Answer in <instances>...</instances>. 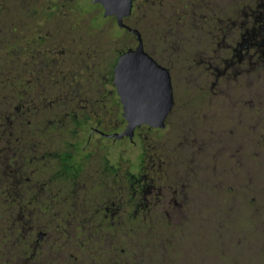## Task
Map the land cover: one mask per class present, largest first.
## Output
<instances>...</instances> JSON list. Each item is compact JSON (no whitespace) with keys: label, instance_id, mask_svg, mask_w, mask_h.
<instances>
[{"label":"flooded vegetation","instance_id":"obj_1","mask_svg":"<svg viewBox=\"0 0 264 264\" xmlns=\"http://www.w3.org/2000/svg\"><path fill=\"white\" fill-rule=\"evenodd\" d=\"M130 93L161 121L123 134ZM263 249L264 0H0V264Z\"/></svg>","mask_w":264,"mask_h":264},{"label":"water","instance_id":"obj_2","mask_svg":"<svg viewBox=\"0 0 264 264\" xmlns=\"http://www.w3.org/2000/svg\"><path fill=\"white\" fill-rule=\"evenodd\" d=\"M101 1L105 4L106 14H117L119 17V22L122 23L123 16L130 14L132 8V0H97ZM130 55V54H129ZM138 64L137 70H142L143 65L145 64L142 61L136 62ZM170 80L168 79V92H169V101L167 103V107L169 110L172 105L173 99L170 90ZM133 93H130L124 99V108L125 115L129 121V125L127 129L123 132V134H131L134 127L142 122L155 123L161 121L157 117L152 116V113L155 111L157 107V103L154 102H145L139 101V103L134 102ZM165 116V115H164ZM163 116V118H164Z\"/></svg>","mask_w":264,"mask_h":264},{"label":"rangeland","instance_id":"obj_3","mask_svg":"<svg viewBox=\"0 0 264 264\" xmlns=\"http://www.w3.org/2000/svg\"><path fill=\"white\" fill-rule=\"evenodd\" d=\"M94 25H99L98 21H95L94 22ZM113 26L114 25L110 21H108V22L105 23V26L104 27H107V30H109L111 28L113 30H116V27L114 28ZM95 31L96 32H100V31H102V29H100V27H96L95 28ZM257 260H260L261 263L264 264V249L260 252V254H258V259Z\"/></svg>","mask_w":264,"mask_h":264}]
</instances>
